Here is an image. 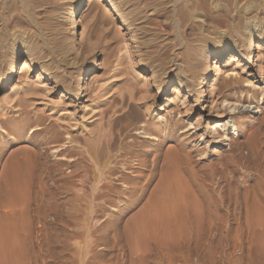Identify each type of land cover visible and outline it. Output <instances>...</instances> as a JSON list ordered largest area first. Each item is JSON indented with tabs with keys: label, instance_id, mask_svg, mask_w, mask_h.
<instances>
[{
	"label": "bare ground",
	"instance_id": "bare-ground-1",
	"mask_svg": "<svg viewBox=\"0 0 264 264\" xmlns=\"http://www.w3.org/2000/svg\"><path fill=\"white\" fill-rule=\"evenodd\" d=\"M195 1L127 7V0H0V87L11 81L0 99V152L6 137L27 142L6 163L1 204L31 199L34 169L49 150L68 170L81 167L75 155L93 152L86 167L93 186L107 179L128 185L125 196L135 202L158 176L125 225L137 247L167 242L172 230L181 235L193 226L185 227L184 217L212 216L215 197L200 175L264 171V118L255 120L264 106V0ZM98 69L108 74L93 78ZM122 123L130 126L125 134ZM229 140L233 146L221 152ZM196 155L208 162L197 168ZM148 164L151 178L142 183ZM256 186L253 228L264 227V191ZM1 212L0 264H25L16 228L28 214L17 224L18 213ZM6 223L12 226L5 231Z\"/></svg>",
	"mask_w": 264,
	"mask_h": 264
},
{
	"label": "rangeland",
	"instance_id": "rangeland-1",
	"mask_svg": "<svg viewBox=\"0 0 264 264\" xmlns=\"http://www.w3.org/2000/svg\"><path fill=\"white\" fill-rule=\"evenodd\" d=\"M127 1V7H163L166 4V0ZM195 2V7H215L210 0H196ZM179 4L177 3L176 7H184V5ZM165 7H171L170 3L169 5L166 4ZM21 63L17 64L12 78L15 79L22 69ZM104 70L98 69L93 78L98 76V73L106 76L108 73L106 70L107 74L103 72ZM10 82L0 87V99H3L8 93ZM257 110L259 111L256 121L264 118V106L261 105ZM122 125L123 123L117 126L118 132L121 131L122 134H125L130 126L128 129V125L126 127L125 124ZM34 128L29 130L27 137L33 134ZM262 133L264 134V132ZM36 134L42 135L39 131ZM62 135V137L65 136V134ZM5 141H2L5 143V147L0 152V184L5 177L3 175L7 164L13 160L15 149L27 146V142L19 145L7 137ZM232 144L231 140L226 141L220 151L226 152L233 146ZM82 146L81 151L87 150V145L82 143ZM39 148L36 147L35 149L39 151ZM29 149L34 150V146L30 145ZM51 152L49 150L47 155L43 156L46 162L42 161L45 165L42 164L43 167L38 165L41 167L36 166L34 169V173H36L33 175L37 177L33 176L32 187L30 186L29 189L31 194L29 193L28 198L31 196V199L25 203L20 201L15 206L0 203V211H3L1 213H10L12 210L19 214L16 215L19 216L18 218L21 217L22 221L16 216L15 221H20L17 224L22 223L27 216V221L23 222L28 224L27 226L22 223L23 225L19 224L18 229L16 228L17 225L14 227L16 234L18 231L21 232L18 234L20 236H17V242H21L19 244L21 247L24 246L21 249L25 254V259L29 258L25 260V264H264V227L253 228L251 226L252 222H256L252 216L254 213L256 215L255 210L257 211L259 207L257 200L254 196L252 197L251 188L257 184L264 191V171L253 168L251 170L250 167L244 166L237 173L230 170L224 173L218 172L213 175V178L200 175L201 181H199L204 182L209 192L213 193L215 197L212 199L213 201L211 200L214 206L211 208L216 210H213L212 216L206 214L205 219L203 218L201 221H197L191 216L197 223L194 220L193 222L190 221L191 218L188 220L190 216L184 217L187 223H185V227L191 223L193 228L189 224L190 227L184 228L185 230L181 235L173 234L176 232L172 230L173 233L171 231L169 234L171 238L168 237L167 242L162 241V243L160 240L143 241L136 247L127 236L129 234L125 225L128 224L135 212L146 203L147 197L153 192L158 181V176L149 186H146L147 195L144 199L135 202L134 198L125 196V191L129 188L128 185L120 184V182L116 185L107 179L102 181L104 183L101 182L98 186H93V171L86 168L92 167L91 156L94 157L93 152L90 153L92 154L90 156L89 154H81L82 157L75 155V162H81L79 165L81 167H70L69 170L65 167H59L56 164L59 161L58 157H55ZM216 156L218 154L213 155V157ZM197 157L198 155L195 156V159L200 162L199 165L196 164L197 168L203 162L204 164L208 162V159H202L200 156L198 159ZM144 170L142 183H146L151 178V165L148 164ZM67 178H70L71 182H68ZM1 187L3 186L0 185V189ZM249 190L251 191L249 192ZM115 191L116 193H114ZM98 192H101L102 195H99ZM75 194L80 196L76 197ZM27 202L29 206L26 204ZM26 206L28 207L26 208ZM6 207L10 209H6ZM16 207L21 209L16 212L18 210ZM28 208L29 210H27ZM22 209H26V212H24L25 210L21 211ZM22 212L28 215L24 216ZM260 216L264 222V214ZM10 219L14 221V218ZM4 226L2 230L6 231L12 225L8 226L6 223ZM23 227L26 231L23 230ZM15 228L18 231H15ZM25 247L26 249H24ZM26 252L28 253L27 256Z\"/></svg>",
	"mask_w": 264,
	"mask_h": 264
}]
</instances>
